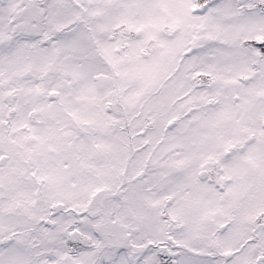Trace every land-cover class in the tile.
<instances>
[{"label": "snow or ice", "instance_id": "snow-or-ice-1", "mask_svg": "<svg viewBox=\"0 0 264 264\" xmlns=\"http://www.w3.org/2000/svg\"><path fill=\"white\" fill-rule=\"evenodd\" d=\"M0 264H264V0H0Z\"/></svg>", "mask_w": 264, "mask_h": 264}]
</instances>
